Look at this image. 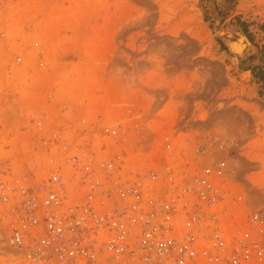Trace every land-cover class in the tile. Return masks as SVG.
<instances>
[{
	"label": "rangeland",
	"instance_id": "374dc122",
	"mask_svg": "<svg viewBox=\"0 0 264 264\" xmlns=\"http://www.w3.org/2000/svg\"><path fill=\"white\" fill-rule=\"evenodd\" d=\"M38 120L67 144L85 143V120L120 122L97 152L138 164L191 156L187 141L214 133L247 147L238 157L264 189V0H0V164L17 173L45 155L29 146ZM6 236L0 218V264Z\"/></svg>",
	"mask_w": 264,
	"mask_h": 264
},
{
	"label": "built area",
	"instance_id": "2783aa9c",
	"mask_svg": "<svg viewBox=\"0 0 264 264\" xmlns=\"http://www.w3.org/2000/svg\"><path fill=\"white\" fill-rule=\"evenodd\" d=\"M42 122L29 146L45 155L17 173L11 161L0 164L4 264H264V189L238 157L247 147L212 133L209 142L187 141L191 156L138 164L123 150L97 152L104 137L123 134L120 122L85 120V143L70 144ZM59 148L83 152L61 162ZM160 148L148 145L147 159Z\"/></svg>",
	"mask_w": 264,
	"mask_h": 264
},
{
	"label": "water",
	"instance_id": "95a60500",
	"mask_svg": "<svg viewBox=\"0 0 264 264\" xmlns=\"http://www.w3.org/2000/svg\"><path fill=\"white\" fill-rule=\"evenodd\" d=\"M222 30H224V29H220V30H219V33H220V34H225L226 36L229 34L227 30H225V31H222ZM231 36H232V37H231ZM236 37H237V36L230 34V35L226 38V40H225V44H226V46H227L229 52L231 51L230 49H232L231 44H230V41H231L230 39L233 40V38H236ZM245 47H246V46H245ZM245 50H246V49L244 48V50H243L241 53L243 54ZM230 53L232 54V53H235V52H230ZM241 53H237V52H236L237 56H241V55H242Z\"/></svg>",
	"mask_w": 264,
	"mask_h": 264
},
{
	"label": "bare ground",
	"instance_id": "6f19581e",
	"mask_svg": "<svg viewBox=\"0 0 264 264\" xmlns=\"http://www.w3.org/2000/svg\"><path fill=\"white\" fill-rule=\"evenodd\" d=\"M238 45H239V44H238ZM241 45H242V44H241ZM14 108H15V107H14ZM14 108H12V110H15ZM19 108H20V107H19ZM17 109H18V108H17ZM10 110H11V109H10ZM20 110H21V109H20ZM20 110H19V111H20ZM15 111H16V110H15ZM15 111H13V112H15ZM17 113H19V112H17ZM15 115H16V114H15Z\"/></svg>",
	"mask_w": 264,
	"mask_h": 264
}]
</instances>
